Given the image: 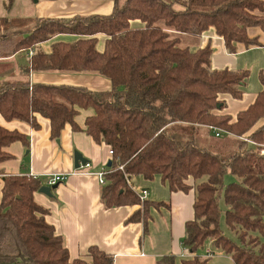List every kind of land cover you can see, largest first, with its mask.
I'll return each instance as SVG.
<instances>
[{
  "label": "trees",
  "instance_id": "16d2710c",
  "mask_svg": "<svg viewBox=\"0 0 264 264\" xmlns=\"http://www.w3.org/2000/svg\"><path fill=\"white\" fill-rule=\"evenodd\" d=\"M112 1L108 14L0 16V58L35 48L21 66L24 75L91 73L111 83L109 90L93 91L3 80L0 115L37 128L39 114L49 120L50 137L56 139L65 124L81 130L74 118L79 108L91 107L84 131L112 151L100 189L105 208L139 205L125 221L142 222L145 232L150 207L168 203L141 200L127 180L159 176L171 191L193 188V218L185 222L181 239L187 250L195 254L211 241L233 264H264L258 238L264 232V75L254 101L233 118L219 112L220 97L241 98L248 70L213 69L209 44L191 50L180 42L182 34L200 36L213 28L228 52H235L236 44L259 45L247 30L264 32V0ZM60 33L79 37L53 43L49 53L37 48ZM99 33L106 36L102 51L96 49ZM16 140L27 145L24 134L0 126V160L10 157L2 148ZM226 175L233 179L225 181ZM40 186L29 175L3 177L0 264H113L112 255L96 246H89L86 257L70 258L62 236L45 219L48 209L34 199ZM221 212L234 239L221 227ZM174 263L173 254L156 261ZM182 264L209 262L196 254Z\"/></svg>",
  "mask_w": 264,
  "mask_h": 264
},
{
  "label": "crops",
  "instance_id": "0c3cea01",
  "mask_svg": "<svg viewBox=\"0 0 264 264\" xmlns=\"http://www.w3.org/2000/svg\"><path fill=\"white\" fill-rule=\"evenodd\" d=\"M25 4L28 6V0H25ZM112 8L111 0H34L31 12L23 17L69 18L75 15L108 14ZM133 25L141 26V23ZM247 32L250 37L256 36L260 44L249 47L236 44L235 52L226 50L222 38L215 34L213 28L200 36L180 35L183 44L191 50L206 44L211 46V68L248 70L241 98H232L227 93L220 97L224 107L219 112L233 118L237 111L254 101L261 89L260 75H264V32L259 27H250ZM95 36L96 49L102 51L106 36L102 33ZM78 37L69 33L56 34L40 42L37 48L49 53L53 43L73 42ZM34 51L35 48H30L0 58V65L9 62L13 65L11 72L2 70L0 66V81L27 79L30 83L75 85L93 91L111 88L109 79L91 73L30 71L24 75L21 66ZM92 114L91 107L79 108L74 119L81 130L75 131L69 124H65L56 139L50 137L49 120L39 114H36L39 124L37 128H33L27 121L7 119L0 115V126L16 130L27 138V145L16 140L2 148L10 157L0 160V201L3 177L6 175L33 176L41 186H46L51 176L62 174L65 178L55 183L50 196L38 190L33 195L39 204L48 209L45 219L53 225L56 234L62 236L71 259L86 257L89 246H96L112 255L113 264H156L165 254L175 256L174 264H182V260L196 254L207 257L209 264H233L231 257L214 248L211 241H207L195 254L182 245L185 222L193 218V188L171 191L159 176L152 179L140 175L131 176L127 180L128 185L133 189L134 183L140 189L146 188L149 191L148 200L168 203L150 207L145 232L142 222L125 221L139 205L103 206L100 201L102 185L98 181L97 172L106 168L110 154L105 144L95 143L84 131L85 119ZM74 149L88 160V166L74 167ZM188 182L192 183L191 180ZM206 248H210V254L206 253Z\"/></svg>",
  "mask_w": 264,
  "mask_h": 264
},
{
  "label": "rangeland",
  "instance_id": "374dc122",
  "mask_svg": "<svg viewBox=\"0 0 264 264\" xmlns=\"http://www.w3.org/2000/svg\"><path fill=\"white\" fill-rule=\"evenodd\" d=\"M33 1L34 0H28V6H26L25 0H11L10 3H9V0H0V14H3L2 16H7V17H23V15H29V13L31 12V7H32ZM184 35H186V34H184ZM184 38H185V36H184ZM180 39H181V36H180ZM180 42L182 45H184L182 39L180 40ZM0 66L2 67L1 68L2 70H6L7 72H11V70L13 69V65L10 62L9 63H3ZM74 151H76V149H74L73 152ZM133 178H135V177H133ZM231 179H233V177L231 175H226L225 181H229ZM134 186H135L134 189L136 192H139L141 190L140 187L137 186L135 183H134ZM148 193H149V191H147L146 199L149 195ZM219 205L222 208V210H224L222 199L219 200ZM220 224H221V227H222L225 235L231 239H234L235 236H234L233 232L230 231L224 223L223 212H221ZM258 238H259L260 242H264V232L261 234H258Z\"/></svg>",
  "mask_w": 264,
  "mask_h": 264
},
{
  "label": "built area",
  "instance_id": "2783aa9c",
  "mask_svg": "<svg viewBox=\"0 0 264 264\" xmlns=\"http://www.w3.org/2000/svg\"><path fill=\"white\" fill-rule=\"evenodd\" d=\"M216 134H218V133H216ZM260 151H261V153L264 154V149H261ZM108 152H109V154L112 153L111 150H108ZM84 165L88 166V163H86ZM105 173H106V169H103V170H100L99 172H97V177H98V181H99L100 184H104L105 183V177H104ZM64 178H65V176L62 175V174H55V175L51 176V178H49L48 185L50 186V185H53V184H55L57 182L63 181ZM146 195H147V190L145 188H142L138 192V196H139V198L141 200L145 199ZM206 253L210 254V248H206Z\"/></svg>",
  "mask_w": 264,
  "mask_h": 264
},
{
  "label": "water",
  "instance_id": "95a60500",
  "mask_svg": "<svg viewBox=\"0 0 264 264\" xmlns=\"http://www.w3.org/2000/svg\"><path fill=\"white\" fill-rule=\"evenodd\" d=\"M88 162V160L79 152V151H74L73 152V163H74V167H79L80 165H84ZM110 162H108L107 165H109ZM56 186V184H53V185H43V186H40L38 191L41 192V193H44L48 196L51 195V192L50 190L52 188H54Z\"/></svg>",
  "mask_w": 264,
  "mask_h": 264
}]
</instances>
